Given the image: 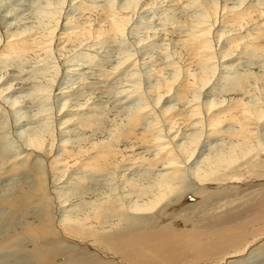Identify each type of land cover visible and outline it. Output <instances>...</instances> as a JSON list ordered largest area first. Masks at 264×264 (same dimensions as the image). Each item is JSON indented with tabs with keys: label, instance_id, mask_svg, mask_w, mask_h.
Instances as JSON below:
<instances>
[{
	"label": "bare ground",
	"instance_id": "bare-ground-1",
	"mask_svg": "<svg viewBox=\"0 0 264 264\" xmlns=\"http://www.w3.org/2000/svg\"><path fill=\"white\" fill-rule=\"evenodd\" d=\"M59 1L0 28V139L9 116L25 137L0 148V253L133 264L174 246L188 254L165 264H264V60L247 62L264 55V0ZM97 44L112 71L90 77ZM23 56L27 73L4 65Z\"/></svg>",
	"mask_w": 264,
	"mask_h": 264
},
{
	"label": "rangeland",
	"instance_id": "rangeland-1",
	"mask_svg": "<svg viewBox=\"0 0 264 264\" xmlns=\"http://www.w3.org/2000/svg\"><path fill=\"white\" fill-rule=\"evenodd\" d=\"M1 1V0H0ZM19 1V2H18ZM31 3H30V2ZM42 1V3H44L43 1H47V0H37V1H33V0H4V2L6 3H4L3 1L0 3V5L2 6H0V10H2L3 9V11H0V28H2L4 25V21H5V17H3L5 14H7L8 13V11H12L13 9H15V8H17V10H23L22 12H24V13H26V14H28L30 17L28 18V19H31V22L33 21H35V23H37L38 21H37V19L39 20V22H42L41 20H43L42 18L40 19V17H39V15L37 14V16H34L36 13L35 12H38L40 9L38 8L39 7V5H38V3L39 4H41L40 2ZM48 1H51V2H53V4L55 5L56 4V2H58L59 0H48ZM135 1V0H134ZM133 1V2H134ZM8 2V3H7ZM11 2H13L12 4H11ZM35 2V3H34ZM60 3H61V1H59ZM17 3V4H16ZM28 3V4H27ZM5 6H4V5ZM20 4L22 5L21 7H20ZM26 4V5H25ZM35 4V6H33ZM19 5V6H18ZM57 5V4H56ZM132 6H133V3L131 4ZM6 6H8V7H6ZM29 6V7H28ZM34 8H33V7ZM4 8H6V9H4ZM9 8V9H8ZM21 8V9H20ZM25 9V10H24ZM27 9V10H26ZM37 9H39V10H36ZM34 10H35V12H34ZM5 11V13H1V12H4ZM21 12V13H22ZM34 12V13H33ZM14 14V13H13ZM34 14V15H33ZM171 15V14H170ZM35 18H37L36 20H35ZM3 19V20H2ZM34 19V20H33ZM80 19V18H79ZM2 21V22H1ZM30 22V23H31ZM142 25V22H140L139 23V26H141ZM149 27H151V26H149ZM134 29V28H133ZM136 30H140V31H138V32H141L142 30L141 29H136ZM137 31L135 32L134 31V33L135 34H137V35H134L133 34V36H130V34H129V36L127 37V39H126V41L125 42H121V43H123V46L125 45V47H127L128 45L130 46L131 44H132V42L131 41H127L130 37H132V40L135 42L137 39H138V37L141 35H143L142 34V32L141 33H138ZM136 38V39H135ZM127 42V43H126ZM98 46H95V48H96V50L94 51V52H91L90 54H88V55H85V56H83V58H86L87 59V63L89 62L88 61V59H91V61H92V68H91V70L92 71H94V74H91V73H88V76H90V77H94V75L95 76H97V74H100V73H102V70H104V72L106 73V70L107 71H109V70H111V66H112V63L109 61L110 60V57H112L113 55H111L110 54V51H109V48L108 47H105L104 45L102 46V45H100V44H97ZM100 46H102V47H104L105 48V50L103 49V48H101V50H100ZM128 46V48H126V49H133V48H130ZM121 47H122V45H121ZM125 47H124V49H125ZM151 48V49H150ZM155 49H157V46H149V47H146L145 49H143V50H145V51H143V53H147V54H149L150 52L151 53H153L154 51H155ZM134 50H135V48H134ZM101 51H102V53H101ZM105 51H106V53L108 54H106L105 53ZM148 51V52H147ZM97 52H98V55H97ZM93 53H95L94 54V56H93ZM117 52H115L114 53V59L113 60H111V61H116L115 59H116V56L115 55H117L116 54ZM156 53H157V50H156ZM155 53V54H156ZM260 54H263L262 52H260L257 56L256 55H254V57L253 58H250V59H252V60H249V61H247V62H252L251 64H253L251 67L253 68L254 67V71H258L259 69H257V68H260L261 67V60H264V55H260ZM92 55V56H91ZM106 55V56H105ZM111 55V56H110ZM161 55L162 54H160L159 53V56L161 57ZM79 57H80V59H81V56L80 55H78ZM256 56V57H255ZM88 57V58H87ZM92 57V58H91ZM97 57V58H96ZM104 57V58H103ZM21 58H22V61H23V64H22V61L21 62H19L20 60H21ZM95 58V61L93 60ZM101 58V59H100ZM18 59V60H17ZM25 59V60H24ZM80 59H76V60H80ZM97 59V60H96ZM28 60L29 59H27V58H25L24 56L23 57H18V58H16V60L15 59H12V61H10L9 62V64H7V63H5L4 65H6V66H8V69H9V67H11L12 68V70H11V68L9 69V70H11V72H14V73H16V71H17V69H19V70H21L22 72H24V73H27V71H29V70H31V67H29V66H31L32 64H31V61H30V64H29V62H28ZM103 60V61H102ZM105 60V61H104ZM246 60V59H245ZM16 61H18L17 63H19V64H15L14 62H16ZM90 61V62H91ZM90 62L88 63V64H90ZM259 62V64L258 65H256L257 63ZM11 63V64H10ZM23 65H21V64ZM254 64H255V66H254ZM18 65V66H17ZM76 65V64H75ZM107 65H109V66H107ZM24 66H26V67H24ZM33 66V68H35V66H34V64L32 65ZM67 66V65H66ZM146 66V65H145ZM148 66V65H147ZM146 66V67H147ZM257 66V67H256ZM18 67V68H17ZM20 67H21V69H20ZM104 67V68H103ZM109 67V68H108ZM145 67V68H146ZM2 68H4V67H2ZM6 68V67H5ZM15 68H17V69H15ZM30 68V69H29ZM107 68V69H106ZM256 68V69H255ZM25 69H27V71L25 70ZM143 69L144 68H141L139 71H138V75H140V77H143L144 79L146 78H148L149 77V75L150 76H152L151 74L152 73H150V68L148 69V68H146L147 69V71H146V69H144V71H143ZM16 70V71H15ZM18 70V71H19ZM87 71V70H86ZM112 71V70H111ZM142 71H143V73H142ZM147 74H146V73ZM149 73V74H148ZM146 76V77H145ZM153 79V80H150V79ZM151 78H149V81H150V83H151V81L153 82V83H151V84H154L155 82H156V79H155V76L154 77H151ZM147 81L148 80H146V83H147ZM150 86V84L148 83V84H146V87H145V89H147L148 88V86ZM235 84H233V86H234ZM143 90V92H145V94L144 95H146V90ZM107 91V93H109L108 91L109 90H106ZM230 94H233V92H231ZM253 98V97H252ZM41 104V103H40ZM46 104H48V103H46ZM42 106H46V107H49L50 106V104H49V106H47V105H43V104H41ZM40 105V106H41ZM10 114V113H9ZM43 117V116H42ZM12 118V116L10 117H5V121H6V127H5V132L6 133H4L3 134V137L4 138H2V139H0V148L2 149V150H4L3 148H5L4 146H6V145H4V144H7V146H6V149H5V151L7 150V151H9V152H13V150H18V148H19V146L23 143V140L25 139V137H24V135L22 134V135H20L19 133H17V132H19L20 130H16L15 128H14V120H13V124H11L12 123V121L10 120ZM37 118H41V117H37ZM12 119H14V118H12ZM40 120V119H39ZM46 120H43L42 122H45ZM10 126H9V125ZM3 130V129H2ZM11 132H10V131ZM93 130V129H92ZM8 131H9V133H8ZM91 131V130H90ZM12 133V134H11ZM6 134V135H5ZM91 134V133H90ZM15 135V136H14ZM13 136V137H12ZM23 136V137H22ZM11 137V138H10ZM19 137V138H18ZM21 137V138H20ZM0 138H1V136H0ZM15 138V139H14ZM18 138V139H17ZM23 138V139H22ZM22 139V140H21ZM4 140V141H3ZM18 140V141H17ZM21 140V141H20ZM20 141V142H19ZM4 145V146H3ZM3 146V147H2ZM9 147V148H8ZM0 149V150H1ZM13 149V150H12ZM1 150V151H2ZM9 176L10 177H12V178H9ZM5 178V179H4ZM3 179H4V183L3 184H6L7 185V188H13L14 186H13V184H14V181H15V179L17 180L18 179V177H17V175H14V174H11V175H8L7 177H3ZM12 179V180H11ZM11 180V181H10ZM1 182V181H0ZM3 184H2V186H3ZM12 185V186H11ZM208 210H210V207H208L207 208V211ZM38 210H36V209H31V214L33 213V214H35L36 212H37ZM35 212V213H34ZM7 213H9V211H7ZM19 215L21 214V212H19L18 213ZM18 215V216H19ZM17 216V217H18ZM30 217H34L33 215H30L29 216V218ZM1 218L3 219L4 218V216L3 217H0V220H1ZM22 218V217H21ZM20 218V219H21ZM19 219V220H20ZM18 220V219H17ZM18 220V221H19ZM20 222V221H19ZM162 228V225H159L157 228H154V229H152V230H160ZM180 228H183V225L180 227ZM180 228H177V229H180ZM171 230L170 229V227H168V226H165V228H162V230ZM0 241H2V239L0 240ZM201 242V241H200ZM32 245V244H31ZM30 245V243H28L26 246H28V248L31 246ZM68 246H66V249L69 251L71 248H69V247H72L75 251H77L76 253H80L81 255H83V253L84 252H81V248L79 247V246H74L71 242H69L68 244H67ZM71 245V246H70ZM158 246H159V248H161V247H163V246H161V244H158ZM168 246H172V245H168ZM69 248V249H68ZM77 248V249H76ZM177 247H172V248H169V249H171V250H169L168 248H167V250H166V254H165V256L163 257V255H161L159 252H157V251H151L150 250V252L149 253H147V255L148 254H150V255H148L147 257H146V254H136V253H134L133 255L135 256V258L136 259H134V257H131V259H132V263L133 264H161V263H163V264H165L166 263V260H167V258H168V256L169 257H174V256H180V257H182L181 255H182V253H183V255L185 254V255H187L188 253H187V249H182V250H177L176 249ZM30 249V248H29ZM173 249V250H172ZM8 251H6L5 249L3 250V251H1V253H0V264H8V262H9V264L10 263H12V264H14L15 263V258H17V256L15 255V253H13V254H8L7 253ZM170 252H172V253H170ZM175 252V253H174ZM181 252V253H180ZM23 253V252H22ZM31 254H33L32 252H31ZM169 254H171V256L169 255ZM176 254V255H175ZM152 255V256H151ZM5 256V257H4ZM46 256H50V257H48V258H51V256H53V254H50L49 253V255L48 254H46ZM45 256V257H46ZM65 258H64V257ZM139 256V257H138ZM150 256V257H149ZM156 256H158V257H156ZM160 256V257H159ZM5 259H4V258ZM9 257V258H8ZM23 257H24V255H23ZM30 257V256H29ZM31 257L34 259L35 257H33L32 255H31ZM27 258V257H26ZM31 258V259H32ZM56 258H59L58 259V261H55L56 260ZM56 258H54V260H53V262L52 263H50V264H67V262H65V259L66 258H68V255L67 254H61L60 256H58V257H56ZM7 259V260H6ZM9 259V260H8ZM133 259H134V262H133ZM138 259V260H137ZM157 259H161L160 261L159 260H157ZM24 260V259H23ZM22 260V261H23ZM164 260V261H163ZM6 261V262H5ZM65 263H64V262ZM66 261H67V259H66ZM161 262V263H160ZM31 263L32 264H39L40 263V261H37V262H35L34 263V260H31ZM41 264H44V263H41ZM46 264V263H45Z\"/></svg>",
	"mask_w": 264,
	"mask_h": 264
}]
</instances>
